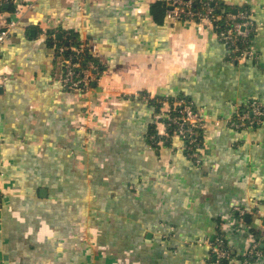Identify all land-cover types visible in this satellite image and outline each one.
Instances as JSON below:
<instances>
[{
    "label": "crops",
    "instance_id": "crops-1",
    "mask_svg": "<svg viewBox=\"0 0 264 264\" xmlns=\"http://www.w3.org/2000/svg\"><path fill=\"white\" fill-rule=\"evenodd\" d=\"M168 1L18 0L0 45V264H211L220 234L240 263L263 237L264 124L225 121L264 103V0H222L257 24L258 59L239 64L211 25L162 15ZM70 33L102 68L85 96L63 86L51 43ZM144 95L202 109L200 167L176 136L152 146Z\"/></svg>",
    "mask_w": 264,
    "mask_h": 264
},
{
    "label": "built area",
    "instance_id": "built-area-1",
    "mask_svg": "<svg viewBox=\"0 0 264 264\" xmlns=\"http://www.w3.org/2000/svg\"><path fill=\"white\" fill-rule=\"evenodd\" d=\"M8 1L14 3L17 1V6L13 12L16 18H12L8 22L7 20L0 21V45L17 28L24 13L23 7L18 4V0H0V6ZM195 2L196 0H170L167 11L168 18L173 21L182 20L213 25L217 18L222 17L216 15L214 8L208 3L202 2L197 6ZM223 20V27L220 28L219 26L218 33L232 55L231 61L241 63L257 60L258 53L249 39L257 29L253 12L249 9H242L225 14ZM86 49V44L83 42L72 47L69 50L70 52L64 45L57 46L58 57L63 68L61 79L63 86L83 96L87 95L92 86L100 80L102 71L98 62L86 58ZM143 98L145 101L153 99L147 95H144ZM169 101L165 98L157 100L159 109L156 110L155 118L157 120L163 119L167 126L171 127L173 136L183 140V147L188 158L197 167H200L202 164L200 130L205 128L208 118L203 114L202 109L195 107L193 101L177 99L173 101V104ZM246 105L247 109L241 110V106H239L234 118L225 121L227 126L236 129H251L264 124V103L255 97L250 99ZM216 123L220 124L221 120H216ZM1 199L2 188L0 185V203ZM235 210H238L242 215L245 214V211L238 206H235ZM262 242H264V235L260 240H256L251 244L240 263H235L230 257L231 249L225 236L220 234L214 242L210 243L214 255L211 264H225L228 259L233 262L232 264H255L263 254L260 249Z\"/></svg>",
    "mask_w": 264,
    "mask_h": 264
},
{
    "label": "trees",
    "instance_id": "trees-1",
    "mask_svg": "<svg viewBox=\"0 0 264 264\" xmlns=\"http://www.w3.org/2000/svg\"><path fill=\"white\" fill-rule=\"evenodd\" d=\"M202 2L208 3L210 6H212L214 8L216 15L222 16L219 19L217 18V20L213 22L214 24L211 25V27H213V29H215V32H216L217 36L219 37L218 29H219V26H220V28L223 27V24H224L223 16L225 14H227V13H233L234 12V9L232 7H230L228 4H226L222 0H196L195 4L198 6ZM169 3H170V0L168 2H166V3H163V4L159 5V6H157L156 9L162 15L163 14L164 15L165 14L167 15V11L169 9ZM255 34H256V31H254L251 34L250 38H249L252 43H253V39H254ZM219 39H220V37H219ZM51 43L55 47L56 54H57V57H58L57 46L64 45L65 47L68 48V52H70L69 50H71L72 47L79 45L81 43V41H80V39L78 38V36L75 33H70L68 35V38L66 40H63V41L58 42V41H55L54 38H52ZM85 56H86L87 59H90V60H93V61L97 62L95 58L91 57V55L88 53V50L87 49L85 50ZM228 59L229 60L232 59V55L229 52V50H228ZM235 63L239 64V62H235ZM163 98L170 100L169 102L171 104H173V101L174 100H177V99H185V100H188V101H192L189 97H187L185 95H180L178 97H163ZM163 98L162 97L161 98H153V99H151L152 100V103L149 104V105H151L155 110H157V109H159L158 108L159 105H157V100H161ZM195 107L197 109H199L196 105H195ZM240 109L241 110L247 109L246 103L244 105H242L240 107ZM159 122L160 123L164 122V124H165L166 131L164 133H161L159 131V129H158V123ZM203 131H204V129H201L200 130V134H201V146L204 144ZM172 137H173V133H172L171 127L169 125L167 126V124L165 123V121L163 119H160V120L155 119V123H153L151 125L150 130H149V135H148L149 142L152 144V146L158 147V145L162 141L163 142L166 141L167 143H169V140H171ZM261 235L262 234L259 233L258 234V238H260ZM263 250L264 249H261L262 252H263ZM230 254H231V256H230L231 258H233V256H236L235 254L234 255L232 253H230ZM232 263L233 262L230 259H228V260L225 261V264H232Z\"/></svg>",
    "mask_w": 264,
    "mask_h": 264
},
{
    "label": "water",
    "instance_id": "water-1",
    "mask_svg": "<svg viewBox=\"0 0 264 264\" xmlns=\"http://www.w3.org/2000/svg\"><path fill=\"white\" fill-rule=\"evenodd\" d=\"M6 7H8V6H6ZM58 37L61 39L62 38V35L59 34ZM262 248H264V245H262Z\"/></svg>",
    "mask_w": 264,
    "mask_h": 264
}]
</instances>
